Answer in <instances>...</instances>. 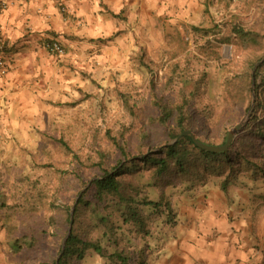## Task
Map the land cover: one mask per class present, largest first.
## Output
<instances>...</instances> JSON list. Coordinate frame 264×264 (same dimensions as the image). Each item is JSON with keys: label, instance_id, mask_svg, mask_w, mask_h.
<instances>
[{"label": "trees", "instance_id": "1", "mask_svg": "<svg viewBox=\"0 0 264 264\" xmlns=\"http://www.w3.org/2000/svg\"><path fill=\"white\" fill-rule=\"evenodd\" d=\"M250 7L255 11L250 24L235 19L225 30L192 27L196 35L206 38L199 55L194 56L203 67L195 72L190 54L169 63L160 92L153 79L157 76L154 65L139 58V64L151 75L148 94L135 98L115 90L130 124L121 121L118 127L103 130V136L95 132V144L92 141L85 153L73 151L66 141L57 139L65 159L59 162V181L50 196L46 197L36 184L21 193L15 192V187L9 195L13 203L9 204L6 193L0 192V232L12 256L20 257L18 264H84L91 255L108 264H153L148 242L153 227L158 222L177 225L178 213L166 189L183 187L192 197L213 180L224 194L243 174L253 182H264V61L253 74L254 65L264 56V0H250ZM210 36L219 44L233 45L236 55L242 49L244 58L239 68L223 65L229 74L222 82V97L224 102L240 107L237 117H226L230 125H236L249 111L254 94L249 120L222 152L204 151L189 136L167 146L186 130L209 146L226 142L228 128L217 135L212 133L219 129L216 126L222 118L213 117L206 97L208 62H221L207 40ZM140 106L152 108L151 121L156 120L154 126L159 127H140L134 132ZM210 124L214 127H208ZM90 177L98 180L92 181L78 199L60 255L71 204H57L56 198L64 194L69 201H76ZM149 189L156 192V198L150 197Z\"/></svg>", "mask_w": 264, "mask_h": 264}, {"label": "crops", "instance_id": "2", "mask_svg": "<svg viewBox=\"0 0 264 264\" xmlns=\"http://www.w3.org/2000/svg\"><path fill=\"white\" fill-rule=\"evenodd\" d=\"M212 1L0 0L6 64L0 149L9 137L17 147L22 130L55 123L56 110L80 106L93 94L92 84L108 81L131 52L158 50L168 30L183 35L182 26L205 25ZM53 42L62 56L48 50ZM243 182L240 177L225 194L200 189L191 214L177 224L174 247L158 264H264V183ZM6 245L0 236V264L9 254Z\"/></svg>", "mask_w": 264, "mask_h": 264}, {"label": "rangeland", "instance_id": "3", "mask_svg": "<svg viewBox=\"0 0 264 264\" xmlns=\"http://www.w3.org/2000/svg\"><path fill=\"white\" fill-rule=\"evenodd\" d=\"M249 2L250 0H213L209 5L212 12L209 14L208 20L205 22V25L198 27L211 29L218 26V28L221 29L222 27L225 30L227 28L226 24L235 19H240V24H242V19H245L246 24H250L255 11L252 7L248 8ZM182 27L183 35H179L175 29L168 30L170 33L168 32L164 41L162 40L164 44L158 50L142 52V49L138 48L131 52L128 55V60L123 62L122 66L115 71L108 81L100 82L98 85L92 84L93 88L91 90L94 91L92 92L93 94L88 96L80 106L74 105L70 109V112H57L56 110L55 123L44 125L43 127H29L27 133L23 130L19 132L17 137L19 140L17 141L16 139L13 142L17 147H13L9 143L12 138H6L8 146L0 149V192H5L8 196L7 203H13L9 195H11L15 187V192L21 193L26 189L33 188L36 184L37 189L44 190L46 197L51 195L53 188L59 181L58 173L61 166L59 162L65 159L63 150L57 144V139L61 138L66 141L73 151L85 153L88 151L90 143L94 142L93 137L95 132H101L100 134L103 136V130L118 127L121 121L130 124L131 120L125 115V111L121 101L115 94V90L126 91L135 98L148 94V81L151 75L142 64H139V58H143L147 63L151 62L154 65L157 76L153 77V79L158 83L156 87L157 92H160L161 83L164 80V71L169 63L179 62L187 54H190L193 56H191V60L193 67L196 69L195 72L201 70L203 65L198 64L194 56L199 55V49L205 43L206 38L201 37L200 34L196 35L190 25ZM207 40L211 41L212 51L217 52L221 56V62L210 60L206 67L208 72L206 97L214 110L213 117L221 116L222 118L220 126H216L219 129L212 133H216L217 135L224 128H228V134V131L235 124L230 125V120H227L226 117L228 119L237 117L240 113V107L238 105L232 106L223 100L222 82L229 74L223 65H228L229 68L231 67L235 70L242 64L244 56L242 55V49L236 55V49L233 45L219 44L211 36ZM140 108L142 111L140 112L139 121H136V126H134L136 127L134 132L140 127L149 129L154 126V123L157 124L156 120L151 121V115H153L151 107L140 106ZM245 115L240 118L238 123ZM210 125L208 127H214ZM166 127L168 126L166 125ZM132 135L135 138V134L132 133ZM20 143H22V146H20ZM66 161H69V157L66 158ZM240 177L242 178V184L244 183L243 181H251L246 174ZM93 179L97 178L90 177L87 184ZM216 187L217 180H213L200 189ZM199 190L193 193V195H197ZM148 194L151 198L157 197L153 189H149ZM166 194L172 198L171 200L178 213L177 224H179L181 217L191 214L190 203L194 201V204H196L197 201H192L191 199L194 196L191 197L189 193H184L183 187L176 190L168 188L166 189ZM64 196V194H60L56 198L57 204L66 205L69 202L72 207L75 201L71 202ZM182 221L184 222L185 220L182 219ZM153 230L152 238L148 240L151 249L150 259L152 262L155 261L158 264L160 254L165 249L169 252V249L174 247V240L176 235L180 233V228L177 225L169 227L163 222H158L153 227ZM181 230L185 231L189 229L183 227ZM2 232H0V236L5 239ZM5 248L9 254L2 260V264H10L12 261L18 264L20 257H13L7 245ZM84 264L108 263L104 259L91 255L85 259Z\"/></svg>", "mask_w": 264, "mask_h": 264}, {"label": "water", "instance_id": "4", "mask_svg": "<svg viewBox=\"0 0 264 264\" xmlns=\"http://www.w3.org/2000/svg\"><path fill=\"white\" fill-rule=\"evenodd\" d=\"M263 61H264V56L262 57V59H260V60L254 65V67H253V74H254L255 70L257 69V67H258ZM253 103H254V94L252 95V103H251V107H250L249 111L247 112V114L245 115V117H244V118H243L238 124H236L232 129H230V130L228 131L227 139H226V142H225L224 145H222V146H218V147L209 146V145H207V144H204V143H201L200 141H198L190 131H183V132H182L180 135H178V136H177V137H176L171 143L167 144V146H169V145L175 143V142H176L180 137H182V136H189V137L192 139L193 143H194L198 148H200V149H202V150H204V151H208V152H222V151L226 150V149L230 146V144H231L233 138L236 136V134H237L239 131H241L242 128L245 127V125L247 124V122H248V120H249V116H250V112H251V108H252ZM94 180H98V178H97V179H93L92 181H94ZM92 181H91V182H92ZM91 182H90V183H91ZM90 183L87 184V186H86V187H85V188L79 193V195L77 196V199H76L74 205L71 207V210H70L69 228H68V231H67L66 236H65L64 239H63L62 247H61L62 249H61V253H60V255L62 254V252H63V250H64V246H65V243H66L67 237L69 236L70 231H71V225H72V222H73V213H74L75 205H76L78 199L80 198V196L82 195V193H83V192L89 187Z\"/></svg>", "mask_w": 264, "mask_h": 264}, {"label": "built area", "instance_id": "5", "mask_svg": "<svg viewBox=\"0 0 264 264\" xmlns=\"http://www.w3.org/2000/svg\"><path fill=\"white\" fill-rule=\"evenodd\" d=\"M2 8L4 9V6H2ZM47 48L51 53L55 55L62 56L64 54V49L56 42L49 43L47 45ZM4 53H5V43L2 35V29L0 27V75L1 76H4L6 73Z\"/></svg>", "mask_w": 264, "mask_h": 264}]
</instances>
